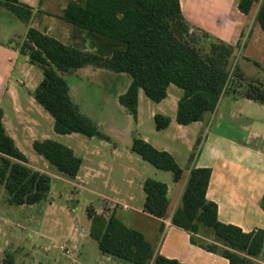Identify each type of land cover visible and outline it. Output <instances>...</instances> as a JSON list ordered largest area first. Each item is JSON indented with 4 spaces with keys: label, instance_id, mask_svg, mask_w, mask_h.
I'll list each match as a JSON object with an SVG mask.
<instances>
[{
    "label": "crops",
    "instance_id": "1",
    "mask_svg": "<svg viewBox=\"0 0 264 264\" xmlns=\"http://www.w3.org/2000/svg\"><path fill=\"white\" fill-rule=\"evenodd\" d=\"M19 1L33 11L28 24L16 15L9 14L8 10L0 12V14L4 13L6 18L0 21V110L4 114L3 123L7 133L27 157L28 165L34 170L49 175L52 181L54 177L65 179L62 178L65 176L69 179L68 182L72 186H78L80 191L87 190L97 195L98 201L111 200L112 215L129 228L142 232L155 247L157 254L163 257L177 260L182 264H230L229 260L220 254L209 252L193 244L190 233L173 225L172 217L182 205L191 170L208 168L211 169L212 174L207 199L217 205L219 220L224 224L237 226L245 233L264 230V102L246 97L243 87L233 88L234 83H231L214 113H207L201 122L185 126L177 122L178 104L183 90L171 85L167 98L159 103L150 100L144 91L140 90L138 117L135 121L141 125L143 114L148 112L154 121L156 115L161 114L169 117L171 123L168 128L159 131L155 122L156 132L152 133L153 139L144 135L134 138H142L156 149L170 153L179 166L181 160H184L187 167L182 168L184 171L182 179L175 182L173 174L168 171L163 173H171V175L164 174L157 177L155 174V177H151L145 164L133 157L135 153L131 151V147L134 138L129 147L131 152L128 154H122L116 147L113 148L112 156L115 159L112 160V165H109L105 150L101 148L102 144L90 146L89 141L80 138L78 135L82 134L78 133L68 136L75 135L78 139L80 153L75 149L76 147H68L76 156L82 158L83 163L77 177L70 178L60 173L33 148L35 141L54 140L53 133L56 132L54 118L37 103L34 97L36 89L44 79L43 70L30 60L28 54L22 52V46L28 29L33 27L66 45L89 46L86 49L79 47L85 52L96 53L97 47L94 44L91 47L92 38L85 31L62 19L68 5L76 0ZM239 1L180 0V6L192 30L210 41H223L235 46L236 63L241 67L246 78L264 81V30L257 21L260 4L246 15L239 9ZM21 31L23 36L20 39ZM89 67L82 69V72ZM122 74L124 73H117L115 76L119 87L115 89L113 95L115 99L118 97V101L119 96L127 91L132 82ZM122 78L128 80L124 85L119 82ZM76 79L75 87H70L72 99L78 98V94L82 91L81 83L84 82L82 76ZM142 103L147 107L146 111L143 110ZM160 132L164 133V139L161 138ZM200 136L203 139L198 155L191 162L190 157ZM50 170L55 172L51 173ZM147 179H155L168 185L170 205L165 218H157L145 211L144 184ZM87 186L91 188H86ZM7 200V192H0L2 264H6V254L12 247L14 250L23 243H28L32 249L36 248L35 243L25 237V231L34 232L41 226L64 225L65 223L56 219V214L61 212L66 219L70 215L61 210H52L51 205L50 208L47 207L45 211L38 213L34 208L42 202L15 206L10 205ZM23 213L28 214L27 219L22 218ZM88 221L90 224L88 237L92 239L91 221L90 219ZM65 226L67 241L73 247L78 246L80 240L78 239L77 242V235L71 231V225L67 223ZM56 247L60 250L66 248L62 245ZM50 249V246L45 248V250ZM35 250L33 256L36 254ZM70 257L75 256L72 254ZM103 257L106 261L112 260V264L125 262L105 254ZM253 262L264 264V252L260 257L253 259Z\"/></svg>",
    "mask_w": 264,
    "mask_h": 264
},
{
    "label": "trees",
    "instance_id": "2",
    "mask_svg": "<svg viewBox=\"0 0 264 264\" xmlns=\"http://www.w3.org/2000/svg\"><path fill=\"white\" fill-rule=\"evenodd\" d=\"M257 3L260 4L257 21L264 30V0H240L239 9L249 15ZM0 7L26 24L33 14L32 9L19 0H0ZM62 19L85 31L94 41L97 52L66 45L33 27L28 29L22 46V52L43 70L44 79L34 97L54 118V130L60 135L78 133L110 141V137L80 111L64 77L90 65L132 78L127 91L119 96V102L135 120L140 90L159 103L167 98L171 85L183 90L177 122L185 126L201 122L207 113H214L233 80L247 84L246 97L264 102V81L246 78L236 63L235 46L210 41V50L205 53L198 47L201 38L206 37L192 30L182 13L180 0L71 2ZM254 85L260 87L256 95ZM3 117L0 110V186L8 194V203L22 206L46 201L51 194V177L28 165L27 157L7 133ZM155 122L157 130L161 131L169 127L171 119L158 114ZM202 139V136L198 138L191 162L198 155ZM33 148L60 173L76 178L80 172L83 160L68 146L47 139L35 141ZM131 151L155 168L171 172L175 182L182 179L184 171L170 153L156 149L139 137L134 138ZM211 174L208 168L191 170L182 205L173 214L172 224L189 232L193 244L220 254L230 264H254L253 259L264 252V230L245 233L219 220L217 205L207 199ZM144 192L145 211L165 218L170 205L168 185L147 179ZM88 217L90 237L103 254L129 264H182L157 254L142 232L129 228L115 215L107 217L91 207ZM206 232L211 244L198 240ZM8 257L12 259V255L6 254V264L11 262Z\"/></svg>",
    "mask_w": 264,
    "mask_h": 264
},
{
    "label": "rangeland",
    "instance_id": "3",
    "mask_svg": "<svg viewBox=\"0 0 264 264\" xmlns=\"http://www.w3.org/2000/svg\"><path fill=\"white\" fill-rule=\"evenodd\" d=\"M82 1L84 0H76L75 2ZM258 4L259 3H257L256 6ZM5 11H7L5 8L0 7V12ZM8 13L13 15L11 12ZM4 16V13L0 14V21L6 19ZM22 36L21 31V35L19 36L20 39ZM93 44L94 41H90L91 47ZM210 44V40L201 38L198 47L205 53L210 50ZM77 46L82 49L89 47L85 44ZM80 72H82V70L77 71L73 75L64 76L68 80L70 87H75L77 82L76 77L82 76L84 78V82L81 83L82 91L78 94V98L74 96L75 99H73L77 102L80 111L91 118L103 133L109 135L111 137V141L107 142L98 137L92 138L85 135L78 136L84 140H88L90 146L94 144H102L103 147L101 146V148L105 150V156L109 165H112V160L115 159L112 156V150L114 147H116L118 152L128 154L131 152L129 147L135 136L144 135L152 137L153 139L152 133L156 132V129L155 121L150 117V114H148V112L143 114L142 123L140 125L137 121H135L128 110L119 103L118 97L115 99L113 92L119 87L117 86L118 83L115 80L117 73L104 70L97 65H90L87 70L82 73ZM122 75L127 76L130 82L132 81V78L128 74ZM127 81V79L122 78L119 82L124 85ZM232 83H234L233 88L243 87L245 89L244 92H246V83L240 81L238 82L237 80H233ZM254 86L256 91L253 93L256 95L260 87L257 85ZM152 104L155 106V103L152 102ZM142 108L145 111L147 110V107L143 103ZM53 134V137H55L54 140L67 146L76 147L75 149H77L78 153H80V146L75 135L68 136L59 135L57 133ZM160 134L161 138L164 139V133L160 132ZM32 152L36 154L33 149ZM133 157L145 164V166L149 169V175L151 177H155V174H157V177L164 176V174L171 175V173H163V171L156 169L150 163L143 161V159L138 155L133 154ZM180 166L185 169L187 164L184 160H181ZM50 172L54 173L55 171L50 170ZM62 178L65 179H61V177L59 179L56 177L53 178L52 192L50 196L46 201L36 205L34 209H36L38 213H41L45 211L47 207L50 208L51 205L52 210L54 211L61 210L62 212L70 213L68 219H66L65 215H62L61 212H59L56 214V219L63 224L68 223L71 225V231L77 235V242L80 240L79 245L73 247L67 241L65 237V224L60 226L53 225L51 227H37L34 232H29L28 230L24 232L26 235L25 237L34 242L36 248L32 249L28 243H23V245L14 250H12V247L9 249L11 251H8V253L12 255V259L8 257L11 261L9 264H112V260L106 261L105 257H103V254L99 250L98 243L93 239H89L87 232L88 227H90L88 221V209L92 207L98 214L109 217L112 215V201L109 199L98 201L99 197L93 192L87 190L80 191V188L75 185L72 186V184L68 182L69 179L65 176H62ZM86 188L90 189L91 186H87ZM0 192L6 193L3 186H0ZM23 214L22 218L27 219L26 215L28 214ZM39 215L40 214H38V216ZM40 217L41 216H39V218ZM208 232H206L207 234L205 235H201L198 240L204 244H211L212 242L208 236ZM22 240L24 239L22 238ZM61 245L66 247L65 250H60L56 247ZM48 246H50L51 249L45 250ZM34 250L36 251L35 256L32 255ZM72 254H74L75 257H70ZM1 259L2 255H0V264H2ZM124 264L129 263L124 262Z\"/></svg>",
    "mask_w": 264,
    "mask_h": 264
}]
</instances>
